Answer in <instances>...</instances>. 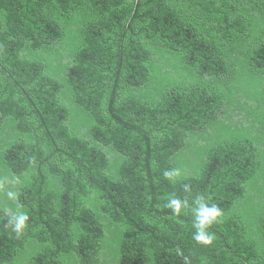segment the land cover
Here are the masks:
<instances>
[{
  "label": "trees",
  "instance_id": "trees-1",
  "mask_svg": "<svg viewBox=\"0 0 264 264\" xmlns=\"http://www.w3.org/2000/svg\"><path fill=\"white\" fill-rule=\"evenodd\" d=\"M11 175L0 264H264V0H0ZM170 194L222 209L211 246Z\"/></svg>",
  "mask_w": 264,
  "mask_h": 264
},
{
  "label": "clouds",
  "instance_id": "clouds-1",
  "mask_svg": "<svg viewBox=\"0 0 264 264\" xmlns=\"http://www.w3.org/2000/svg\"><path fill=\"white\" fill-rule=\"evenodd\" d=\"M162 175L165 180L174 182L181 177V170L178 167H173L165 170ZM20 183V178L16 175L0 177V194L11 204V206L3 208V214L6 217L4 227L15 233L17 237L23 235L30 222L29 213L19 203L21 193L18 185ZM183 191L190 193L191 186L184 184ZM163 207L171 210V213L176 216L181 215L184 210H189L192 216V239L198 245L211 246L213 244L215 234L210 229L219 222L223 215L222 209L217 204L210 203L202 194L195 195L191 203L187 198L170 194ZM177 255L182 257L183 264H191L190 257L185 256L179 249Z\"/></svg>",
  "mask_w": 264,
  "mask_h": 264
}]
</instances>
